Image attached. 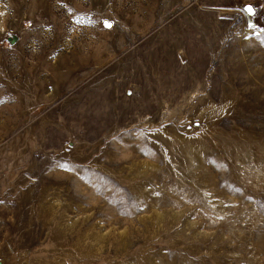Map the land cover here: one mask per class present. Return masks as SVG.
I'll use <instances>...</instances> for the list:
<instances>
[{
    "label": "rangeland",
    "instance_id": "rangeland-1",
    "mask_svg": "<svg viewBox=\"0 0 264 264\" xmlns=\"http://www.w3.org/2000/svg\"><path fill=\"white\" fill-rule=\"evenodd\" d=\"M0 13V264H264V0Z\"/></svg>",
    "mask_w": 264,
    "mask_h": 264
},
{
    "label": "snow or ice",
    "instance_id": "snow-or-ice-1",
    "mask_svg": "<svg viewBox=\"0 0 264 264\" xmlns=\"http://www.w3.org/2000/svg\"><path fill=\"white\" fill-rule=\"evenodd\" d=\"M247 11L249 12V13H251L252 12V8L251 7H248L247 8ZM0 15H2V13H0ZM77 22H79V21H77ZM104 24H105V27H111L112 25H111V23L109 22V21H105L104 22Z\"/></svg>",
    "mask_w": 264,
    "mask_h": 264
}]
</instances>
